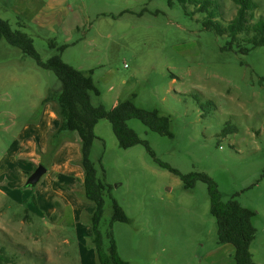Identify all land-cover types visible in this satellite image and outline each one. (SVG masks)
Wrapping results in <instances>:
<instances>
[{
  "label": "rangeland",
  "instance_id": "374dc122",
  "mask_svg": "<svg viewBox=\"0 0 264 264\" xmlns=\"http://www.w3.org/2000/svg\"><path fill=\"white\" fill-rule=\"evenodd\" d=\"M213 1L226 26L236 4ZM254 1L250 24L264 18V0ZM194 11L176 0H0V18L13 29L26 25L42 61L62 54L73 68L94 71L101 95H92L93 106L111 110L132 98L139 108L169 115L173 137L137 119L128 126L158 160L182 175L208 176L223 202L234 199L255 212L251 253L255 264H264V47L245 55L236 46L227 50L228 36L206 29V14ZM59 87L53 71L0 34V249L9 264H81L87 256L97 264L89 225L95 205L85 202L82 183L70 187L51 175L45 186L53 191L44 202L38 189L46 175L34 187L26 182L39 165L52 167L49 151L35 149L33 158L11 164L20 131L41 120L43 99ZM95 134L91 160L108 187L100 226L106 248L111 232L129 264H235L234 247L218 242L207 183L188 190L145 146L121 149L107 120ZM4 169L14 178L1 176ZM57 187L69 202L83 204L78 221L54 198ZM114 201L130 223L110 226Z\"/></svg>",
  "mask_w": 264,
  "mask_h": 264
},
{
  "label": "trees",
  "instance_id": "16d2710c",
  "mask_svg": "<svg viewBox=\"0 0 264 264\" xmlns=\"http://www.w3.org/2000/svg\"><path fill=\"white\" fill-rule=\"evenodd\" d=\"M169 1L170 4L173 2V0ZM176 1L185 10H188V6H194L195 11L190 12L192 15L196 12L205 13L204 27L213 30L219 36H228L227 50H233L236 46L239 52L245 55L254 48L264 47V18H260L252 24L249 23V17L253 16L252 13L258 8L254 0H233L237 6L236 15L226 26L217 21L218 6L215 1ZM17 25L19 29H13L8 20L0 18L1 36L8 44L32 57L40 68L53 71L60 84L59 89L50 91L41 103L42 106L52 105L54 113L59 118L57 129L51 135L50 149L47 155L52 159L65 140L74 139L75 135L73 134H77L80 140L79 166L84 173L82 182L84 200L95 205L89 225L94 238L93 248L97 264H129L119 257L111 232L108 233L110 244L107 248L105 247L104 236L100 229L105 213V195L108 187L104 180L99 178L96 165L91 160V154L93 144L97 139L95 127L102 120L111 123L121 149L127 150L138 145L145 146L158 166L181 177L186 189H193L197 181L207 183L211 198L210 212L217 223L219 244H229L234 247L235 264H255L251 253V246L257 233L252 223L255 212L242 207L234 199L226 203L223 202L217 185L208 176L195 173L182 175L178 170L158 160L149 144L142 141L136 132L128 126L130 120L137 119L149 130L162 136L173 137L171 117L160 114L158 110L146 111L139 108L132 98L123 100L111 110H107L103 105L93 106L92 95L97 97L101 95L93 79L94 71H81L73 68L62 60V54H57L46 62L42 61L34 48L33 39L22 29L26 25L24 23ZM49 46L50 48L57 47L54 42H51ZM66 48L67 45H63L58 48V51L62 53ZM132 97L134 98L135 95ZM113 211L111 227L115 222L130 223L129 218L116 201L113 202ZM0 250V264L11 263L10 257L3 249Z\"/></svg>",
  "mask_w": 264,
  "mask_h": 264
},
{
  "label": "crops",
  "instance_id": "0c3cea01",
  "mask_svg": "<svg viewBox=\"0 0 264 264\" xmlns=\"http://www.w3.org/2000/svg\"><path fill=\"white\" fill-rule=\"evenodd\" d=\"M117 105L118 103H116L114 107H116ZM58 124H59V118L54 113V111L51 110V106H49V104L45 105L41 120L37 122V124L25 126L20 131L18 136V146L16 150L12 153L11 164L12 165L15 164L21 158H26V156H30V158H33L35 149L38 148H40L42 153L46 154L50 149L49 145H50L51 133L53 134L55 132ZM26 148H28L27 151L29 152L25 151L24 153V151L23 152L21 151L23 149L26 150ZM80 149H81L80 140L76 136L74 137V139L65 140L61 144V146L59 147V149L57 150V152L53 157L52 167L49 169L47 168L49 170V173L47 171V173L45 174L46 176L44 175L45 176L44 182L42 183L41 187L38 189L39 200L42 199V201L44 202H49L47 196L51 191H53V186H51L52 188L50 189L46 188L45 182L49 181L51 175L52 176L57 175V180L55 181H58L60 184L64 183L65 185H68L70 187L73 186V183L75 181H79L80 183L83 182L84 173L81 167L79 166V161L81 159ZM3 175H8L14 178V174H12L11 172H6L5 169L1 172V176ZM57 188L58 190L54 191L55 192L54 196H56L54 198H59L63 200L66 206L65 208L70 210L72 212L74 219L78 221V219L81 218L84 212L83 204H80L79 202L74 200L72 202H69L62 195L63 190L59 187ZM81 264H95V259L93 257L87 256L86 260L83 259L81 261Z\"/></svg>",
  "mask_w": 264,
  "mask_h": 264
},
{
  "label": "water",
  "instance_id": "95a60500",
  "mask_svg": "<svg viewBox=\"0 0 264 264\" xmlns=\"http://www.w3.org/2000/svg\"><path fill=\"white\" fill-rule=\"evenodd\" d=\"M48 169L44 165H39L34 172H32L26 182L27 187L36 186L41 178L47 173Z\"/></svg>",
  "mask_w": 264,
  "mask_h": 264
}]
</instances>
